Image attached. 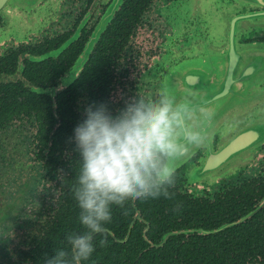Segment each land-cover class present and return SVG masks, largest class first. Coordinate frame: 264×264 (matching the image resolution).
I'll return each instance as SVG.
<instances>
[{"label": "flooded vegetation", "instance_id": "1", "mask_svg": "<svg viewBox=\"0 0 264 264\" xmlns=\"http://www.w3.org/2000/svg\"><path fill=\"white\" fill-rule=\"evenodd\" d=\"M261 2L0 0V264H44L85 230L70 140L85 108L163 87L215 110L210 143L175 162L171 199L111 205L104 233L132 237L122 264H264Z\"/></svg>", "mask_w": 264, "mask_h": 264}, {"label": "clouds", "instance_id": "2", "mask_svg": "<svg viewBox=\"0 0 264 264\" xmlns=\"http://www.w3.org/2000/svg\"><path fill=\"white\" fill-rule=\"evenodd\" d=\"M84 113L70 140L80 155L72 193L85 230L67 234V249L54 250L44 264L87 260L95 250L94 237L103 234L111 220V205L161 196L171 199L175 162L209 145L215 116L196 93L188 91L178 98L167 87L155 96L137 94L115 115L105 103L89 105ZM105 243L100 241L101 246Z\"/></svg>", "mask_w": 264, "mask_h": 264}, {"label": "trees", "instance_id": "3", "mask_svg": "<svg viewBox=\"0 0 264 264\" xmlns=\"http://www.w3.org/2000/svg\"><path fill=\"white\" fill-rule=\"evenodd\" d=\"M232 229L234 231V235L238 236L239 239H242L243 236L247 235L244 232L245 227L243 225H238L236 227H233ZM102 239L106 241L103 246H101L100 244V241ZM131 239L132 237L129 238L126 244L120 245L114 242L113 239L106 233L96 235L93 240L95 250L88 258L87 262L83 264H122V261H124L125 263L126 260L133 261L131 248L128 245V242H130ZM118 247L119 249L116 251V248ZM246 255L249 260H252V258L254 257V255H249L248 251L246 252ZM244 256L245 252L241 255L239 254V259L237 260V262L243 261ZM234 263L235 262H232V264ZM134 264L137 263L134 262Z\"/></svg>", "mask_w": 264, "mask_h": 264}, {"label": "water", "instance_id": "4", "mask_svg": "<svg viewBox=\"0 0 264 264\" xmlns=\"http://www.w3.org/2000/svg\"><path fill=\"white\" fill-rule=\"evenodd\" d=\"M256 1H258V2H260V4H263L261 1L262 0H256ZM116 6V4H114V7ZM255 15H259V21H261V23L262 22H264V13H261V14H259V13H255V14H252V13H249L248 14V17L249 18H251V16H255ZM204 175H207V174H209V173H203Z\"/></svg>", "mask_w": 264, "mask_h": 264}, {"label": "rangeland", "instance_id": "5", "mask_svg": "<svg viewBox=\"0 0 264 264\" xmlns=\"http://www.w3.org/2000/svg\"><path fill=\"white\" fill-rule=\"evenodd\" d=\"M204 5H205V3L202 4V9H203V10H205V9L207 10V9H208L207 6H206L205 8H203ZM223 15H225V14H223ZM211 19H212L211 17H208V16H207V20H208V21H211Z\"/></svg>", "mask_w": 264, "mask_h": 264}]
</instances>
